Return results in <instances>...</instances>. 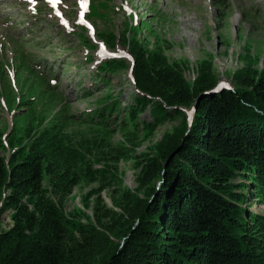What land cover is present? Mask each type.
Returning <instances> with one entry per match:
<instances>
[{"label": "trees", "instance_id": "1", "mask_svg": "<svg viewBox=\"0 0 264 264\" xmlns=\"http://www.w3.org/2000/svg\"><path fill=\"white\" fill-rule=\"evenodd\" d=\"M89 15L106 17L94 4ZM146 23L126 20L121 35L99 31L108 46L123 43L135 60L138 92L125 107L106 93L93 113L70 114L61 106L51 114L46 106L61 92L51 84L52 74L30 70L35 79H28L27 90L37 93L18 100L27 105L22 113L29 124L18 128L16 114L11 135L0 132V218L9 211L12 221L0 230V264H264V214L244 205L248 188L264 202V67L247 64L233 73V90L204 94L189 125L180 107L194 105L200 93L217 86L219 76L210 59L187 80V61L169 62L151 46L141 29L150 34L156 29ZM127 65L113 58L97 67L108 91L107 74ZM118 113L126 144L112 146L111 155L103 152L106 161L100 163L94 147L113 131L109 121ZM146 113L152 121L142 119ZM179 117L148 153L137 152L140 135L150 138L165 120ZM71 121L90 124L104 136L73 140ZM120 160L142 167L138 186L124 192V204L118 201L124 213L96 207V222H84L66 213L46 186L49 181L55 193L67 194L80 180L102 181V188L122 185ZM156 178H164L160 190L152 183ZM105 217L119 227L104 225ZM112 234L125 239L116 243Z\"/></svg>", "mask_w": 264, "mask_h": 264}, {"label": "rangeland", "instance_id": "2", "mask_svg": "<svg viewBox=\"0 0 264 264\" xmlns=\"http://www.w3.org/2000/svg\"><path fill=\"white\" fill-rule=\"evenodd\" d=\"M83 1L58 0L57 8L44 0L32 4L25 0L0 2V132L3 131L5 137L13 131L16 114L18 128H26L29 124L22 113V110H27V105L18 103V100L37 93L34 89L27 90L28 79H35L30 70L52 74L49 80L61 92V96H54L52 103L46 106L51 114L61 106L68 107L70 114L93 113L98 99L106 93L118 96L122 107L130 104L138 92L133 75L135 60L123 43L110 47L99 34L100 30L112 29L121 35L126 20L133 25L147 22L155 28L152 34L147 28H142L141 34L148 36L151 46L159 47L169 62L186 60L183 73L189 81L198 76L201 62L209 63L210 59L214 73L219 76L217 85L223 82L232 85L233 73L247 64L264 67V0H90L86 16L92 23L90 27L83 26L78 19ZM102 3L108 4L110 9ZM93 4L106 16L105 19L90 17ZM81 28L85 29L84 32ZM82 34L91 41L92 47ZM103 46L105 52L101 51ZM113 58L123 59L128 65L107 74L106 78L111 82L108 91V84L102 82L103 74L97 67ZM207 91L199 94L194 105L180 107L189 125L191 114L192 122L194 120L200 95ZM140 116L152 121L148 113ZM121 118L122 114L113 115L109 121L113 131L94 147V157L102 160L100 163L106 161L103 152L117 144H126V136L118 127ZM181 120V117L165 120L150 138L142 139L140 135L137 152L148 153L149 147L161 141L165 132H171ZM68 128L73 140L86 141L104 136L96 131V127L81 121H71ZM108 152V155L113 154ZM132 163L128 160L117 162L123 177L122 185L104 184L102 188V181L80 180L67 194L55 193L49 181L46 186L54 191L55 201L61 203L66 213L78 214L84 222L87 219L96 222V207L113 208L124 213L118 201L122 203L127 189L134 190L138 186L137 180L142 174V167H135ZM96 166H99L98 161ZM163 181L164 178H156L152 183L160 190ZM252 189L246 190L248 197L244 205L250 211L264 214V202L251 193ZM115 198L118 200L114 201ZM102 220L111 228L119 227L112 218ZM11 224L7 211L0 218V230L9 228ZM112 239L120 243L125 236L112 234Z\"/></svg>", "mask_w": 264, "mask_h": 264}, {"label": "water", "instance_id": "3", "mask_svg": "<svg viewBox=\"0 0 264 264\" xmlns=\"http://www.w3.org/2000/svg\"><path fill=\"white\" fill-rule=\"evenodd\" d=\"M223 88H229V89L233 90V89H234V86H233V85H227V87H225V86L220 87V84H218L214 89H212V90H210V91H207V92H205L204 94H207V93H209V92H213V91H218V90H221V89H223ZM204 94H201V95H200V99H201V97H203ZM158 99H160V98H158ZM197 105H198V104H197ZM192 113H193V112H192ZM192 118H193V115L191 114V117H190V125H191V123H192ZM7 153H8V152H7Z\"/></svg>", "mask_w": 264, "mask_h": 264}, {"label": "snow or ice", "instance_id": "4", "mask_svg": "<svg viewBox=\"0 0 264 264\" xmlns=\"http://www.w3.org/2000/svg\"><path fill=\"white\" fill-rule=\"evenodd\" d=\"M83 22V21H82Z\"/></svg>", "mask_w": 264, "mask_h": 264}]
</instances>
